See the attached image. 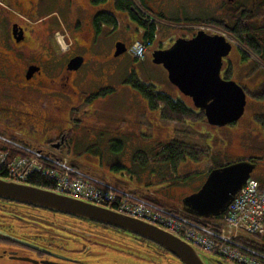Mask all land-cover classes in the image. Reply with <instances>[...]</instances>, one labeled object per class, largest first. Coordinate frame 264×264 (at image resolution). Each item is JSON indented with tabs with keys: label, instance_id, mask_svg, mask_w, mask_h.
<instances>
[{
	"label": "flooded vegetation",
	"instance_id": "flooded-vegetation-1",
	"mask_svg": "<svg viewBox=\"0 0 264 264\" xmlns=\"http://www.w3.org/2000/svg\"><path fill=\"white\" fill-rule=\"evenodd\" d=\"M119 1L123 0H0V135L20 134L23 142L49 146L81 166L99 164L100 177L116 181L117 173L85 153L95 141L89 127L95 116L78 109L81 92L95 98L112 90L104 86L115 75L108 57H118L117 44L125 45V54L133 39L151 34L153 43L159 34L168 45L155 50H163L178 38L190 39L210 28L232 39L239 50L253 47L264 56V0H206L183 32L166 28L174 22L167 0H129L124 7ZM103 15L110 19L105 21ZM58 31L64 47L56 38ZM115 35L110 57L106 38ZM74 58L83 59L77 69L69 68ZM224 60L223 65L232 66ZM84 65L87 69L81 71ZM126 82L134 86L130 78ZM187 161L191 159L173 167L165 163L172 185L190 190L185 196L200 187L190 189L198 181L190 178ZM0 264L183 263L153 241L113 225L0 199Z\"/></svg>",
	"mask_w": 264,
	"mask_h": 264
},
{
	"label": "rangeland",
	"instance_id": "rangeland-1",
	"mask_svg": "<svg viewBox=\"0 0 264 264\" xmlns=\"http://www.w3.org/2000/svg\"><path fill=\"white\" fill-rule=\"evenodd\" d=\"M167 1L168 16L174 21L171 23L172 25L166 27L169 28V32L186 30L188 25H191L189 20L199 16L198 14L206 5L204 3L206 0ZM62 36L63 34L58 31L56 38L59 41L61 39V44L64 47ZM116 38V35L112 38H106L109 42L106 54L110 57L117 43ZM137 39L141 41V38L137 37L130 43ZM163 40L164 38L158 34L153 39V43L147 45L143 58L139 60L133 59L128 52L116 58L108 57V65L115 69V75L110 78L108 87L107 85L104 86L112 89L109 93L93 98L90 92H81L82 103L78 110L86 113L92 111L93 116H95L94 122L92 121L94 125L89 127L95 136L92 145L96 146L91 145L85 153L94 156L105 169L110 167L114 173H117L121 185L129 184L130 189L144 193L149 191L152 193L151 197L177 208L181 207L179 204L181 199L190 193V190L186 186L179 189L182 185H172V176H167L166 155L161 146L167 144L171 139L207 148V156L202 155L197 161H187L190 163V170H192L190 178L198 181L194 188H190L192 191H195L205 181L211 167L243 159H253L256 168L251 177L259 182H264V128L262 126L261 132L251 122L248 103L241 119L225 127L200 123L204 121L192 123L166 121L160 118L159 110L149 106L147 99L131 83L126 82V79L130 78L132 84L141 82L145 85H153L159 92L182 101L190 108L193 107L192 99L181 93L176 86L168 81L163 66L156 65L152 61L153 52L157 45H168V41ZM59 41L58 43H60ZM238 60L241 61L240 52L236 46H233L224 62L230 61L235 67ZM109 66L104 70H108ZM251 66L256 67L254 71H262L258 65L251 64ZM86 69L87 66L84 65L81 71ZM236 76H233L231 80L242 87L244 74L237 72ZM78 117L82 116L78 115ZM247 120L251 122V125H244ZM2 136L23 142L20 134ZM115 139L121 143H115ZM23 143L35 148H49L46 145L37 146ZM58 155L61 156L59 153ZM66 159L71 161L70 163L76 168L101 178L99 174L101 170L98 172L99 170L92 166L78 167L73 163L74 161L72 162L69 158ZM131 182L132 184H130ZM201 253L205 256L208 264H234L215 254Z\"/></svg>",
	"mask_w": 264,
	"mask_h": 264
},
{
	"label": "water",
	"instance_id": "water-1",
	"mask_svg": "<svg viewBox=\"0 0 264 264\" xmlns=\"http://www.w3.org/2000/svg\"><path fill=\"white\" fill-rule=\"evenodd\" d=\"M232 47L223 36L199 30L190 39L178 38L170 47L153 52V63L163 66L169 82L190 97L194 107L204 112L207 123L215 127L234 124L245 112L244 89L221 76L223 59ZM125 51L124 44H117L115 56ZM82 62V58H74L69 68L77 69ZM255 168L253 161L240 160L212 169L201 187L182 199L183 211L205 219L220 216ZM0 199L113 225L153 241L183 264H208L203 251L158 226L54 190L0 178Z\"/></svg>",
	"mask_w": 264,
	"mask_h": 264
},
{
	"label": "built area",
	"instance_id": "built-area-1",
	"mask_svg": "<svg viewBox=\"0 0 264 264\" xmlns=\"http://www.w3.org/2000/svg\"><path fill=\"white\" fill-rule=\"evenodd\" d=\"M206 31L218 34L210 28ZM148 44V41L135 42L129 54L136 59L142 58ZM24 144L0 135L1 178L28 183L38 174L52 181L55 192L113 207L127 216L154 224L203 252L234 264H264V255L251 246L264 234V186L257 180L249 179L219 217L202 219L160 206L84 172L51 148Z\"/></svg>",
	"mask_w": 264,
	"mask_h": 264
},
{
	"label": "trees",
	"instance_id": "trees-1",
	"mask_svg": "<svg viewBox=\"0 0 264 264\" xmlns=\"http://www.w3.org/2000/svg\"><path fill=\"white\" fill-rule=\"evenodd\" d=\"M128 3H130L129 0H123L122 2L119 1V4L121 7L127 6ZM103 16H104L105 21H107V19H110V17L107 15H103ZM151 40H152L151 34H149L148 36L142 39V41L144 42L146 41L149 42ZM250 50L252 54H254L255 57L258 60H260L261 63L264 64V56L261 54V52L257 51L256 49H253V47L252 49L250 48ZM133 85L147 99L149 106H152L155 109L159 110V113H160L159 116L163 120L179 122V123L206 121L204 112L200 111L199 109L190 108L186 104H184L182 101L175 100L171 98L170 96H168L167 94L159 92L153 85H145L141 82H135ZM158 145L161 146V144H158ZM161 147L164 149L162 151H164L166 155L165 163H167L169 167L171 166L173 167L177 162L185 161L187 160V158L197 161L200 159V156L202 155L207 156L206 147H200L199 145H191L188 143L176 141L174 139H171L169 142H167V144ZM232 162H235V161L227 162L225 165L232 163ZM73 163L78 167H82L75 162ZM225 165L223 164L215 165L212 169L222 167ZM102 179H105V178H102ZM111 183L118 184V185L122 184L120 183V181H116V180H112ZM260 183L264 185V182H260ZM28 184L32 186L44 188V189H49V190L54 189L52 181L38 174H34L28 181ZM123 185L121 186L130 190V186L125 185V184ZM132 191L134 193L141 194L146 199L150 201H154L159 205H162L168 208H174V206L172 205L163 203L162 201L154 197H151L148 193L137 191L135 189ZM251 246L252 248H254L255 251L264 255V234L257 237V242L252 243Z\"/></svg>",
	"mask_w": 264,
	"mask_h": 264
},
{
	"label": "crops",
	"instance_id": "crops-1",
	"mask_svg": "<svg viewBox=\"0 0 264 264\" xmlns=\"http://www.w3.org/2000/svg\"><path fill=\"white\" fill-rule=\"evenodd\" d=\"M244 49L242 50L238 49L244 59L241 60L239 64L236 63L235 67L233 66L229 67V65L228 66L223 65L222 70H221V76H222V73L227 74L229 72L230 76L228 78L226 77H223V78L227 80H231L233 76L237 77L236 76L237 72L239 73L241 72V74H244V81L241 85L246 93V101H247L246 106L248 103L249 112H250V120L262 132V126L264 128V64L261 63L260 60H258L254 54H252L250 49L248 48H247L248 50H246V48ZM251 64L258 65V67H260L262 71L260 70L254 71L256 67H252ZM192 108H194V106ZM251 122L247 120L244 122V125L249 126L251 125ZM200 123H207V122L204 121ZM204 130H206V128H204ZM92 167L93 168L95 167V169L97 168L99 170L98 172H100L101 170V166L99 164H95ZM212 168L213 167H211V169ZM96 174L98 173L96 172Z\"/></svg>",
	"mask_w": 264,
	"mask_h": 264
},
{
	"label": "bare ground",
	"instance_id": "bare-ground-1",
	"mask_svg": "<svg viewBox=\"0 0 264 264\" xmlns=\"http://www.w3.org/2000/svg\"><path fill=\"white\" fill-rule=\"evenodd\" d=\"M59 42H60V44H61V39H60V41H59ZM62 43H63V41H62ZM61 45H62V44H61Z\"/></svg>",
	"mask_w": 264,
	"mask_h": 264
}]
</instances>
